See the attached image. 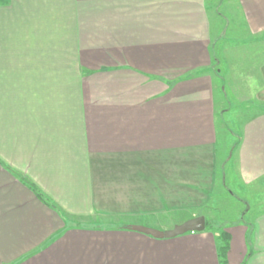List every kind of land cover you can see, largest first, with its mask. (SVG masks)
<instances>
[{
  "label": "crops",
  "instance_id": "obj_1",
  "mask_svg": "<svg viewBox=\"0 0 264 264\" xmlns=\"http://www.w3.org/2000/svg\"><path fill=\"white\" fill-rule=\"evenodd\" d=\"M227 1L263 41L264 0ZM103 19L118 31L100 34ZM124 25L159 37L86 43L129 40ZM213 37L207 0H0V264H264L263 206L224 225L225 262L212 226L172 238L129 228L208 222L228 161ZM259 73L264 104V61ZM234 172L264 187L263 108L242 127ZM98 216L132 222L88 221Z\"/></svg>",
  "mask_w": 264,
  "mask_h": 264
},
{
  "label": "rangeland",
  "instance_id": "obj_2",
  "mask_svg": "<svg viewBox=\"0 0 264 264\" xmlns=\"http://www.w3.org/2000/svg\"><path fill=\"white\" fill-rule=\"evenodd\" d=\"M207 6L211 15L214 36L211 49L217 58L212 68V74L214 75L217 111L218 156L222 161L226 155L229 161L225 160L224 164L221 163L219 172L225 179L224 184L221 183V180L219 181L218 191L215 192L210 202V211H207L208 228L212 226L220 234L224 231V225L239 222L241 219L250 221L254 212L260 206L264 207L262 183L257 182L249 186L239 185L234 172L237 142L242 127L255 112L261 108L264 109V104L257 98L258 89L262 87L259 69L264 61V40L259 41V38H253L247 32L238 9L235 7L233 10L234 6L230 5L227 0H207ZM181 25L183 26V23ZM112 26L107 23V19H103L101 26H97V28L100 29V34L118 31V29L110 30ZM157 28L160 29V26L124 25L121 30L132 32L129 40H115L108 35H103L102 38L86 43L102 45L155 39L159 37ZM195 31L193 30L191 33ZM258 196H261L262 200H259ZM181 217L176 214L162 216L161 219L166 225L162 230L173 227L174 220L180 221ZM88 221L101 225L120 226L132 222L118 217L100 216L90 217Z\"/></svg>",
  "mask_w": 264,
  "mask_h": 264
},
{
  "label": "water",
  "instance_id": "obj_3",
  "mask_svg": "<svg viewBox=\"0 0 264 264\" xmlns=\"http://www.w3.org/2000/svg\"><path fill=\"white\" fill-rule=\"evenodd\" d=\"M129 228L151 235L156 238H172L187 233L189 231L205 230L206 218L204 215H198L193 218L187 219L182 223H177L172 228L166 230H161L141 224H131Z\"/></svg>",
  "mask_w": 264,
  "mask_h": 264
},
{
  "label": "trees",
  "instance_id": "obj_4",
  "mask_svg": "<svg viewBox=\"0 0 264 264\" xmlns=\"http://www.w3.org/2000/svg\"><path fill=\"white\" fill-rule=\"evenodd\" d=\"M206 227L207 228L209 227L208 222L206 224ZM218 240H219V245H218L219 255L221 256L222 262H225L227 259L228 251L230 249V235H229V233L226 232L225 230L222 231L218 235Z\"/></svg>",
  "mask_w": 264,
  "mask_h": 264
}]
</instances>
